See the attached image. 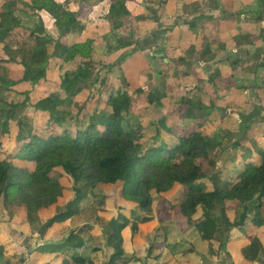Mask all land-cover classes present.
<instances>
[{
    "label": "crops",
    "instance_id": "1",
    "mask_svg": "<svg viewBox=\"0 0 264 264\" xmlns=\"http://www.w3.org/2000/svg\"><path fill=\"white\" fill-rule=\"evenodd\" d=\"M117 1V9L126 8L128 15L113 12ZM4 10L10 15L1 20L12 31L0 43V98L8 104H19L17 118L10 123V135L3 140L5 152L11 153L17 147L19 120L32 128L44 123L40 119L43 113L35 115L27 108L28 103L35 105L48 95L66 100L58 109L65 130L85 129L92 115L103 113H99L98 106L106 114L111 112L96 95L99 86L94 79L80 85L82 90L74 97L54 88L61 83V68L74 72L86 61H92L98 63L94 74L102 79L125 78L133 91L142 88L166 95L161 106L153 107L160 111L139 118L150 137L159 132L154 143L171 146L178 136L191 130L203 131L216 144L210 155H214L224 184H235L247 164L261 165L264 3L260 0H0V12ZM70 15L78 21L70 23ZM14 18L19 19L18 27L13 24ZM26 18L32 21L31 25ZM170 26L173 27L165 36L150 43L155 32ZM37 38L47 41L41 64L32 59ZM119 38H133L147 46L119 62L123 51L134 49H115ZM87 44L91 46L87 51L89 58L78 52L74 61L65 62L63 48ZM116 63L118 66L112 67ZM43 68L49 85L45 82L34 87L24 82L9 89L3 86ZM24 93H29L27 102ZM182 104L184 110L180 112ZM85 112L90 114L83 119ZM163 117L168 119L167 126L172 127L170 132L149 128V122L156 123ZM5 122L6 119H0V124ZM20 165L26 166L21 162ZM200 182L207 191L215 190L210 180ZM108 188L112 194L107 193V211L94 221L70 220L43 234L41 227L74 198L73 191L33 222L24 208L8 210L1 197L0 264H66L70 254L63 245L72 231L84 227L80 233L87 240L83 255L91 264H107L114 253L107 246L108 224L119 210L131 216L135 209ZM181 190L178 186L163 196L159 205L164 208L161 215L157 206L152 220L140 224L136 236L130 227L124 230L125 264H264V254L254 263L244 256L250 233L257 234L264 247V226L251 229L249 218L242 228L232 229L229 234L221 227L215 240L206 242L196 228L187 225L178 209L168 207ZM89 197L87 203H82L83 210L100 199L90 201ZM262 212L264 215V208ZM203 213L201 209L196 218ZM237 214V210L227 212L232 222ZM227 238L221 248V242Z\"/></svg>",
    "mask_w": 264,
    "mask_h": 264
},
{
    "label": "trees",
    "instance_id": "2",
    "mask_svg": "<svg viewBox=\"0 0 264 264\" xmlns=\"http://www.w3.org/2000/svg\"><path fill=\"white\" fill-rule=\"evenodd\" d=\"M260 1L264 3V0ZM118 6L117 1L113 6L114 13L120 12L125 16L129 14L126 8L120 10L117 9ZM8 15L9 11L0 12V43H4L12 31L1 20ZM12 21L16 27L19 26V19L14 18ZM76 21L78 20L70 15V23ZM85 26L86 24L83 28ZM172 27L160 28L153 34L150 43L159 41ZM142 42L145 43V40ZM46 45L47 41L36 39L32 56L34 63L41 64L44 61L42 57L45 56ZM133 46L131 51H123L119 62L124 61L126 56L145 50L147 45L143 46L133 38L118 39L115 49ZM90 48L88 44L63 48L62 56L65 62L74 61L78 52L89 58L87 51ZM115 66H118L117 63L112 65ZM46 74V69L43 68L32 75L26 73L16 83L9 81L3 86L9 89L24 82H30L34 87L40 86L48 82ZM90 79L98 84L100 100L111 108L109 114L104 112L92 115L85 129L74 127L72 130H65L64 118L58 113V109L66 100L55 94L48 95L35 105L28 103L27 112L35 115L43 113L40 119L44 123L32 128L19 120L17 147L11 153L4 151L3 140L10 135V123L17 118L19 104H8L0 98V119H6L0 136V198L3 197L8 210L24 208L29 220L33 222L39 219L41 212L53 209L61 199L66 198L67 192L73 191L74 198L41 227L43 234L54 225L70 220L94 221L100 213L107 211V200L110 198L107 194L110 193L108 187L113 191L118 188V199L135 209L131 216H126L119 210L108 224L107 246L113 248L114 253L107 264H125L124 230L130 227L136 236L139 225L152 220L163 196L178 186L182 190L173 202L168 203V207L178 209L187 220V225L196 228L206 242L215 240L221 227L229 234L232 229L242 228L249 218L251 229L264 226L263 151L259 153L261 165L247 164L235 184H224L218 175L214 155H210L214 139L203 131L191 130L178 136L171 146L154 143L159 132L150 137L145 131V126L138 118L148 116L153 107L162 105L166 95L159 91L147 92L142 88L133 91L125 78L106 76L102 79L94 74L91 61L74 72L61 68V83L54 88L65 96L74 97V94L82 90L80 85L88 83ZM24 94L27 102L29 93ZM140 97H143V103ZM135 102L140 107L136 108ZM183 110L184 104L180 112ZM80 112L81 110L78 113ZM167 121L163 117L155 126L170 132L172 127L167 126ZM20 162L26 166L20 165ZM205 179L215 185L213 192L207 191L200 182ZM99 187L103 188L105 195L102 194L89 209L83 210L82 203L95 194ZM201 209L204 213L198 219L196 216ZM163 210L161 205L157 213L161 215ZM229 210H237L238 214L233 222L228 218ZM83 229L86 227L72 231L63 245L70 254V261L66 264H91V260L83 255L87 241L80 234ZM249 240L250 245L245 248L244 256L248 262L254 263L261 259L264 247L257 234L250 233ZM227 241L228 238L221 242V248Z\"/></svg>",
    "mask_w": 264,
    "mask_h": 264
},
{
    "label": "rangeland",
    "instance_id": "3",
    "mask_svg": "<svg viewBox=\"0 0 264 264\" xmlns=\"http://www.w3.org/2000/svg\"><path fill=\"white\" fill-rule=\"evenodd\" d=\"M26 23L27 24H32V21L31 20H27V18H26ZM51 48V47H50ZM87 62V61H86ZM92 62V61H91ZM46 63V62H45ZM93 67H94V71H96V69L98 68V63L96 62H93ZM65 70H67V69H65ZM64 70V71H65ZM154 76V75H153ZM153 76H151V77H153ZM82 85V84H81ZM145 91H147V92H151V90H145ZM81 92V91H80ZM80 92H78V93H80ZM77 94V93H76ZM75 95V94H74ZM98 97H99V92L96 94ZM85 99H89V97L87 98H85ZM139 99H141L142 100V103H143V97H140ZM86 101V100H85ZM136 103V102H135ZM135 107L136 108H138V107H140V105H138V103H136V105H135ZM101 107L100 106H98V111H99V113L100 112H103L104 113V109L102 108V109H100ZM156 110V112H158V111H160V110H158V108H153L151 111H155ZM88 114H90V113H88V112H85L84 113V115L85 116H83V119H85L86 117H88ZM99 115V114H98ZM138 120H139V118H138ZM4 124V123H3ZM3 124H0V129H2L3 130V128H4V126H3ZM155 124L156 123H152V122H149V128H152V130L155 132V129H156V127H157V125L155 126ZM2 126V127H1ZM2 132V131H1ZM1 132H0V136H1ZM215 146H216V144H214ZM110 192V191H109ZM117 192H118V188L115 190V194H117ZM102 196V193H101V189H100V187L99 188H97V190H96V193L95 194H92V195H90V197H89V200L90 201H95V200H97L98 198H100ZM87 201L88 200H86L85 201V203H87ZM107 228H108V226H107Z\"/></svg>",
    "mask_w": 264,
    "mask_h": 264
}]
</instances>
